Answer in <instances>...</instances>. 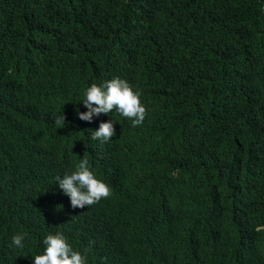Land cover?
I'll return each mask as SVG.
<instances>
[{
	"label": "trees",
	"instance_id": "obj_1",
	"mask_svg": "<svg viewBox=\"0 0 264 264\" xmlns=\"http://www.w3.org/2000/svg\"><path fill=\"white\" fill-rule=\"evenodd\" d=\"M0 264H264V0H0Z\"/></svg>",
	"mask_w": 264,
	"mask_h": 264
}]
</instances>
